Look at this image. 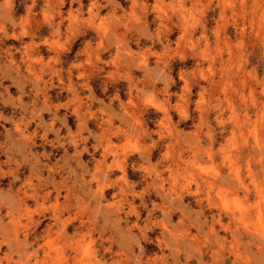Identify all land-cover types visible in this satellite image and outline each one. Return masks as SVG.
<instances>
[{"label":"clouds","instance_id":"clouds-1","mask_svg":"<svg viewBox=\"0 0 264 264\" xmlns=\"http://www.w3.org/2000/svg\"><path fill=\"white\" fill-rule=\"evenodd\" d=\"M0 264H264V0H0Z\"/></svg>","mask_w":264,"mask_h":264}]
</instances>
